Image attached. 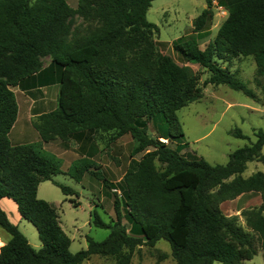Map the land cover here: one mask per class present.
<instances>
[{"label": "trees", "instance_id": "16d2710c", "mask_svg": "<svg viewBox=\"0 0 264 264\" xmlns=\"http://www.w3.org/2000/svg\"><path fill=\"white\" fill-rule=\"evenodd\" d=\"M153 1L79 0L74 8L67 0H0V226L11 235L0 247V264H81L96 254L130 264L139 245L155 246L161 239L169 242L176 264H246L257 253L253 236L221 205L247 192L262 195V203L243 209L242 215L264 257V172L243 176L248 162L264 163V130L255 132L254 143L231 152L225 164L190 159L181 152L184 144L171 147L159 139L184 136L177 112L202 95V86L190 66L158 52L154 33L159 26L147 16ZM206 1L193 21L197 33L207 31L214 17V0ZM216 1L228 16L214 41L201 48L196 40L180 37L174 50L186 62L210 70L205 84H226L255 98L220 61L253 56L257 73L264 76V0ZM75 15L86 25L73 27ZM47 56L61 66L58 106L41 113L34 124L40 141L12 144L9 133L19 111L13 88L43 72ZM159 115L168 136L148 133L150 120ZM100 131L114 132V138L132 136L131 164L120 180V196L114 192L116 219L106 222L93 212L94 225L111 228L110 234L103 240L88 236V247L72 252L56 206L39 198L38 188L50 180L66 195L76 191L54 178L64 172L62 160L44 145L55 139L84 142L86 135ZM232 133L245 136L241 129ZM99 167L82 157L67 174L80 181L90 172L116 190ZM4 197L12 198L21 216L37 228L40 249L10 220L1 206Z\"/></svg>", "mask_w": 264, "mask_h": 264}, {"label": "rangeland", "instance_id": "374dc122", "mask_svg": "<svg viewBox=\"0 0 264 264\" xmlns=\"http://www.w3.org/2000/svg\"><path fill=\"white\" fill-rule=\"evenodd\" d=\"M72 7H77L79 0H67ZM207 7L206 0H154L148 10V19L159 26V31L154 33L157 50L160 53L171 55L179 64L190 66L200 77L202 95L187 106L178 110V117L182 123L184 136L178 140H169L167 144L176 147L178 143L184 144L182 153L188 158L204 157L212 164H225L229 155L236 149L250 145L257 140L255 132L264 130V76L257 73V65L253 56H239L231 62L220 61L224 67H229L236 73L256 97L251 98L242 91L235 90L226 84L214 85L205 84V80L211 75L208 68L186 62L178 52L174 50L173 43L180 37L196 40L201 48H205L214 41L222 23L226 20L228 12L224 7L213 1L214 17L207 31L197 33L194 31L193 21ZM73 27L86 25L85 21L78 15L72 20ZM45 68L40 74L25 78L19 86L14 87L19 105V115L12 129L11 137L13 142L18 140H33L34 133L30 129H36L35 123L39 121V114L55 109L58 106L60 92L61 66L52 62L51 57H44ZM36 86L35 90H25L26 86ZM42 88L44 90H36ZM31 98L33 100H31ZM32 109L33 116H30ZM17 129H25L27 132L22 139H17ZM241 129L244 137L235 136L232 131ZM150 136H168V125L163 117L159 115L150 120L148 126ZM114 132H96L93 137L89 135L83 141L67 140L57 147H67L61 157L63 173L54 178L75 189L72 195H66L62 189L47 180L40 183L38 197L54 204L60 215V222L63 229L71 238V250L77 252L88 247L87 237L91 236L96 240L105 239L111 232V228H102L93 223V212L96 209L106 222H113L116 219L114 209V192L120 196L118 187L120 180L131 164L132 150L135 141L130 134L114 138ZM161 138V137H160ZM159 138V139H160ZM164 138V137H162ZM56 140V139H55ZM85 144L84 149L82 144ZM52 148V147H50ZM53 148L48 150L52 153ZM145 151L134 156L140 159ZM264 154V147L262 150ZM82 157H89L93 162L100 165L99 171L103 176L112 181L115 189L110 190L90 172H85L82 179L77 181L67 174L73 162ZM158 166L160 165L157 162ZM257 171L264 172L262 161L248 162L247 169L243 176L248 177ZM9 203L3 204V209L8 213L10 220L17 224L20 230L26 235L30 243L36 248L42 247V240L37 228L27 219L23 218L18 210L17 203L9 197ZM71 198L79 205L71 201ZM262 203V195L258 192H247L233 200L222 203V210L226 215L238 216V222L253 236V243L257 249L252 260H246V264H264L263 251L257 234L247 225L242 210L259 206ZM123 213H126L123 208ZM124 223L131 227V223L125 216ZM4 240H9L11 235L0 226ZM0 240V247L4 244ZM164 255H166L164 257ZM113 256L93 255L90 259L81 264H115ZM130 264H176L171 254V247L167 240L161 239L155 246L148 244L139 245L133 254ZM214 264H222L215 261Z\"/></svg>", "mask_w": 264, "mask_h": 264}, {"label": "crops", "instance_id": "0c3cea01", "mask_svg": "<svg viewBox=\"0 0 264 264\" xmlns=\"http://www.w3.org/2000/svg\"><path fill=\"white\" fill-rule=\"evenodd\" d=\"M51 61V60H50ZM45 62V61H44ZM47 64V63H46ZM45 63H44V68H45V65H46ZM59 87H60V85H59ZM33 88H36V86H26L24 89L25 90H35V89H33ZM46 89V88H45ZM45 89H42V88H37L36 90H44V92H45ZM31 100H33L32 98H31ZM47 112H49V111H47ZM42 113H44V112H42ZM41 114V113H40ZM39 114V115H40ZM18 115H19V111H18ZM30 116H33V114H32V109H31V113H30ZM17 121V120H16ZM15 125V124H14ZM14 127V126H13ZM13 131H14V129H11V131H10V133H9V137H10V140H11V142H12V144H23V143H31V142H38V141H40L41 140V136H40V133L38 132V130L37 129H30V131H33V133H34V139L33 140H24V139H22V137L24 136V134L27 132L25 129H17V131H16V133H15V136H16V138L17 139H22V140H18L17 142H13V140H12V137H11V135H12V133H13ZM64 141H62L61 139H56V140H53L52 142H49V143H45V149H48V150H50V149H54V147H53V144L54 145H57L58 143H60V144H58V145H61L62 143H63ZM50 147H52V148H50ZM84 147H85V144L83 143L82 144V148L84 149ZM65 150H69L67 147H63V146H61V148H59V147H57V149H54V150H52V153H54V154H56L58 157H62L63 156V154L65 153ZM85 150V149H84ZM51 151V150H50ZM10 199H8V198H6V197H4V198H2L1 199V206L3 207V204L4 203H6V202H10L9 201ZM0 240H4V238H3V235H2V233H0ZM6 239L4 240V244L6 243ZM3 244V245H4ZM2 245V246H3ZM1 246V247H2Z\"/></svg>", "mask_w": 264, "mask_h": 264}, {"label": "built area", "instance_id": "2783aa9c", "mask_svg": "<svg viewBox=\"0 0 264 264\" xmlns=\"http://www.w3.org/2000/svg\"><path fill=\"white\" fill-rule=\"evenodd\" d=\"M160 140L163 141V142H165V143H168L169 142V139H167V138H162L161 137Z\"/></svg>", "mask_w": 264, "mask_h": 264}]
</instances>
